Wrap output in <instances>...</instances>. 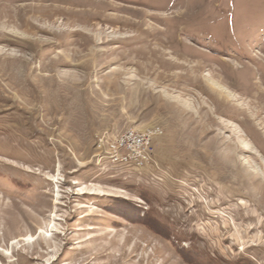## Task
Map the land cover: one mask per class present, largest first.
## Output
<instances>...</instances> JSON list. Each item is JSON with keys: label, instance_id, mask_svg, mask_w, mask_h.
I'll return each mask as SVG.
<instances>
[{"label": "rangeland", "instance_id": "rangeland-1", "mask_svg": "<svg viewBox=\"0 0 264 264\" xmlns=\"http://www.w3.org/2000/svg\"><path fill=\"white\" fill-rule=\"evenodd\" d=\"M0 264H264V0H0Z\"/></svg>", "mask_w": 264, "mask_h": 264}, {"label": "built area", "instance_id": "built-area-1", "mask_svg": "<svg viewBox=\"0 0 264 264\" xmlns=\"http://www.w3.org/2000/svg\"><path fill=\"white\" fill-rule=\"evenodd\" d=\"M161 134L159 128L143 133L127 129L109 143V159L114 164L131 165L137 169L150 166L154 162V140Z\"/></svg>", "mask_w": 264, "mask_h": 264}]
</instances>
